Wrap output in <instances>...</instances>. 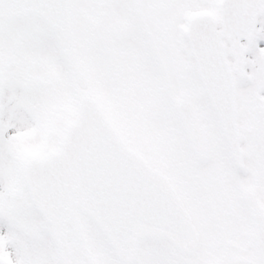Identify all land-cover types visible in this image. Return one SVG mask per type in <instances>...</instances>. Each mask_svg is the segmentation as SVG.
Masks as SVG:
<instances>
[{
  "label": "snow or ice",
  "instance_id": "obj_1",
  "mask_svg": "<svg viewBox=\"0 0 264 264\" xmlns=\"http://www.w3.org/2000/svg\"><path fill=\"white\" fill-rule=\"evenodd\" d=\"M0 264H264V0H0Z\"/></svg>",
  "mask_w": 264,
  "mask_h": 264
}]
</instances>
